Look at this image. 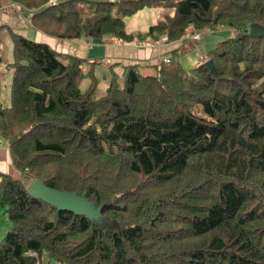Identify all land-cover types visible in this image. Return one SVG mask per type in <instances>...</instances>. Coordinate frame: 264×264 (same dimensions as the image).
Segmentation results:
<instances>
[{"label":"trees","instance_id":"1","mask_svg":"<svg viewBox=\"0 0 264 264\" xmlns=\"http://www.w3.org/2000/svg\"><path fill=\"white\" fill-rule=\"evenodd\" d=\"M11 1L60 39L176 42L189 26L230 35L188 67L171 52L152 74L123 66L120 84L111 69L103 92L96 69L110 64L15 37L0 137L19 177L0 182L10 224L0 264H264V36L248 32L264 25V0ZM151 4L158 20L126 32L123 17ZM33 180L97 216L33 197Z\"/></svg>","mask_w":264,"mask_h":264},{"label":"crops","instance_id":"2","mask_svg":"<svg viewBox=\"0 0 264 264\" xmlns=\"http://www.w3.org/2000/svg\"><path fill=\"white\" fill-rule=\"evenodd\" d=\"M159 6L146 5L136 10L123 19L128 27L126 32H144L158 20ZM161 15V14H160ZM31 12L11 0H0V106L8 102L9 84L12 75L11 62L13 60V46L15 37H25L34 41L43 42L59 53L70 54L86 59L88 53H92L93 60H99L102 64H110L118 68L130 64L152 65L161 57H167L171 52L182 55L188 50V46L182 45L181 40L176 42L157 41L154 44L121 43L111 39H60L50 36L36 29L31 22ZM198 33L197 30L190 28ZM94 47V48H93ZM102 51L98 53V48ZM96 54L101 55L95 57ZM101 68H107L102 66ZM3 176L18 178L19 173L12 165L7 142L0 137V182ZM10 226L4 213V207H0V238Z\"/></svg>","mask_w":264,"mask_h":264},{"label":"rangeland","instance_id":"3","mask_svg":"<svg viewBox=\"0 0 264 264\" xmlns=\"http://www.w3.org/2000/svg\"><path fill=\"white\" fill-rule=\"evenodd\" d=\"M163 11H164V9L160 8L158 18L160 17V14H162ZM127 27H128V23L126 25L125 20L123 19V29L126 31ZM190 28L191 27L189 26L186 29H188V31H189ZM129 32L134 33L137 31H129ZM197 32L199 34V39H197V40H181L180 41V43L182 45H185L186 47L188 46V50L184 54L175 57V59L177 61H179L183 67H188L189 65L200 62V60H202L203 57L205 56L206 52L209 51V49H211L216 44V42H218L219 40L226 38L230 35V31L227 28L220 27V26H217L213 29H211V28L197 29ZM101 51H102V48L99 47L98 53H100ZM91 55H92L91 52L88 53V55L86 56V59L92 60L94 56L92 57ZM100 56L101 55L98 56V54H96V52H95V57L98 58ZM86 62L87 61H85V63L82 66L85 69L88 67V64ZM136 65H138V64H136ZM138 68H139V73H141V74H152V73H154V68L151 65H142V66L138 65ZM112 70L115 72L114 78L120 84L121 80H122L121 68H118L117 66H113ZM96 71H98V73H97L98 83L95 86L96 87L95 90L97 92H103L104 91V86H103L104 81L103 80L109 79V76H108L109 68H101V69L97 68ZM191 110H192V112L199 114V111L196 107L192 108ZM79 202H80L81 210L83 212H85L89 217H92L93 215H95V213H96L95 208H92L87 202L83 201L82 199H79ZM45 259L46 258L44 256H42V261L44 263H45ZM48 263L49 264H66V263H60V262L51 261V260Z\"/></svg>","mask_w":264,"mask_h":264},{"label":"water","instance_id":"4","mask_svg":"<svg viewBox=\"0 0 264 264\" xmlns=\"http://www.w3.org/2000/svg\"><path fill=\"white\" fill-rule=\"evenodd\" d=\"M248 32L251 36L261 37L264 36V25L257 23H250L248 25ZM204 63L208 66L211 72H214L212 62L207 59ZM33 197L39 198L44 202L54 206L57 210H68L73 213L83 214L88 216L85 212L81 210L79 199L87 202L81 197H76L73 194H68L50 187H47L43 184L41 180H33L28 187L27 191ZM92 208H94L89 202H87ZM96 209V208H95ZM98 214V209H96L95 215ZM89 217V216H88Z\"/></svg>","mask_w":264,"mask_h":264},{"label":"built area","instance_id":"5","mask_svg":"<svg viewBox=\"0 0 264 264\" xmlns=\"http://www.w3.org/2000/svg\"><path fill=\"white\" fill-rule=\"evenodd\" d=\"M49 1H52V0H49ZM183 40H197L199 39V34L198 33H195V32H191V30L189 29H186L183 34H182V37H181ZM165 62H167V59H164ZM31 254L35 255L34 252H31ZM37 264V263H36Z\"/></svg>","mask_w":264,"mask_h":264}]
</instances>
